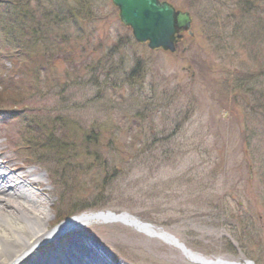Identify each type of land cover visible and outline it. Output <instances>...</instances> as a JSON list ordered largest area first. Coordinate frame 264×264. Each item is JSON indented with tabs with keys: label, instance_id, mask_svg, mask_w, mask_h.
<instances>
[{
	"label": "rangeland",
	"instance_id": "obj_1",
	"mask_svg": "<svg viewBox=\"0 0 264 264\" xmlns=\"http://www.w3.org/2000/svg\"><path fill=\"white\" fill-rule=\"evenodd\" d=\"M36 1L24 12L52 36L21 64L41 74L21 89L19 100L30 106L23 119L48 126L62 110L73 121L71 133L64 127L73 146L91 124L101 127L100 144L90 141L69 168L51 162L58 181L63 168L61 180L76 178L73 189L62 196L49 184L32 189L45 200L41 218L51 221L57 198L71 199L97 213L128 214L180 243L116 220L84 226L137 264H203L182 247L207 261L264 264V31L254 16L235 0H163L191 17L192 35L170 53L137 44L111 0ZM8 17L0 8L2 27ZM74 99L83 110L66 109ZM20 120L7 124L4 141L9 160L23 163L25 153L14 152Z\"/></svg>",
	"mask_w": 264,
	"mask_h": 264
},
{
	"label": "bare ground",
	"instance_id": "obj_2",
	"mask_svg": "<svg viewBox=\"0 0 264 264\" xmlns=\"http://www.w3.org/2000/svg\"><path fill=\"white\" fill-rule=\"evenodd\" d=\"M2 164L3 163H0V264H27L28 261V264H54L53 259L49 258L48 255H41L38 253V250L40 249L39 246L46 239L50 238L53 240L62 232L77 229L80 227V225L82 226L92 222L95 223L108 220H116L118 222L131 224L145 233L160 237V239H164L180 248L179 243H176L175 240L170 238L167 233L154 230L146 225L142 226L138 223V220L123 215L113 217L111 215L105 214H83L81 216L74 217L55 228H51L50 231H46L47 228H44L43 230L42 227L49 223V220L46 221L48 215L47 213L46 215L44 214L43 209H37V207H40V202L45 203V200L39 201L36 197V194L27 188L36 182L33 180V176L32 178L28 176L27 173L30 171L25 174L26 180L23 182L14 183L13 178L11 177V170H7L8 174H4V171L1 167ZM40 214L43 217L45 216L46 220L41 218ZM20 233H22V235ZM85 244L88 246L85 247ZM92 244L93 242L83 238L80 241H72L70 245L67 246V248H74L75 252H80V247H82V250H95L94 253L85 252L82 254L85 259H88V257L91 256L98 257L100 255L104 256L102 260H108L111 258V256L106 254L103 250H96L95 246ZM182 251L189 258L198 260L204 264H223L219 261H207L197 254L186 251L185 248H182ZM34 252L38 254L33 256L35 255ZM60 252V250H56V253ZM66 252L67 251H64L57 257L53 258L57 260L63 254H66ZM88 260L90 261L89 264H99L98 259ZM82 263H84V261Z\"/></svg>",
	"mask_w": 264,
	"mask_h": 264
},
{
	"label": "trees",
	"instance_id": "obj_3",
	"mask_svg": "<svg viewBox=\"0 0 264 264\" xmlns=\"http://www.w3.org/2000/svg\"><path fill=\"white\" fill-rule=\"evenodd\" d=\"M237 3L236 7L238 8L239 12L243 11L246 15H253L254 16V24L256 25L257 31H264V0H235ZM234 4V3H233ZM43 40V39H41ZM261 66H264V62H261ZM10 83V82H8ZM14 85V84H13ZM21 87L15 86L13 87L11 84L9 86H2L0 87V106L4 105L2 97L6 96L9 100H18L19 95H20V90ZM98 95L94 98L95 100L101 99L100 97L102 96V91L99 90ZM71 106H66L67 108H70ZM73 108V107H72ZM63 113V111L61 110ZM61 115H56L57 117H54V121L59 123L58 127L54 126V121H51V129L48 131V133H45L40 130V132H36L33 136H31L30 141L33 142V148L34 149H39V151L46 153L47 154L51 151L52 155L55 156L54 160L57 162L56 158L60 160L61 162H65L68 166H71L72 163L76 161L80 157V155H83L82 148L85 147L88 151L89 149L87 146H89V142L92 141L91 146L92 147H97L94 144H100V132H101V127L95 123L91 124L86 130H84V134H86L87 138L85 137L83 140V144L81 146H73L70 142V133L72 128V123L73 121L69 119V117L65 114ZM140 116V114H139ZM65 119V120H64ZM65 125L70 128V133L65 130ZM42 128V126H41ZM55 128H58V131L55 132ZM43 129V128H42ZM62 129V130H61ZM48 130V127H47ZM66 131V132H65ZM60 133L61 136L59 135L56 136V134ZM63 133V135H62ZM108 142L107 146H110L113 150V146H111L113 143L111 141ZM123 146L122 143L119 144L118 149ZM81 147V149H80ZM86 149L84 151L86 152ZM122 150V149H121ZM123 151V150H122ZM89 154V152L87 153ZM93 160L95 161L94 164L97 162L99 163L98 156L94 155ZM63 166V165H62ZM76 181V178H71V181L66 179V181H62L63 185L68 189H73V185ZM69 203H66L67 205V210H65L66 214L60 216L59 218H62L66 215H69L73 213L75 210L79 211V206L74 203L71 199L69 200ZM63 213V212H62Z\"/></svg>",
	"mask_w": 264,
	"mask_h": 264
},
{
	"label": "water",
	"instance_id": "obj_4",
	"mask_svg": "<svg viewBox=\"0 0 264 264\" xmlns=\"http://www.w3.org/2000/svg\"><path fill=\"white\" fill-rule=\"evenodd\" d=\"M117 7L120 22L131 31L134 39L151 50L174 53L181 34L191 32L187 12L177 11L159 0H111Z\"/></svg>",
	"mask_w": 264,
	"mask_h": 264
}]
</instances>
